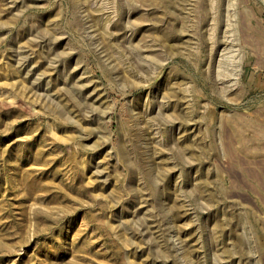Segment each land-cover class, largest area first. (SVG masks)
Listing matches in <instances>:
<instances>
[{"label": "rangeland", "instance_id": "rangeland-1", "mask_svg": "<svg viewBox=\"0 0 264 264\" xmlns=\"http://www.w3.org/2000/svg\"><path fill=\"white\" fill-rule=\"evenodd\" d=\"M0 264H264V0H0Z\"/></svg>", "mask_w": 264, "mask_h": 264}]
</instances>
